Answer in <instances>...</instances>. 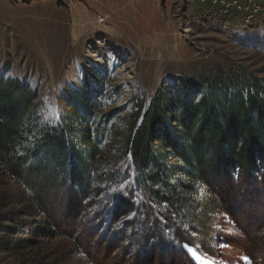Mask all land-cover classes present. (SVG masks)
I'll return each instance as SVG.
<instances>
[{
  "label": "trees",
  "instance_id": "trees-1",
  "mask_svg": "<svg viewBox=\"0 0 264 264\" xmlns=\"http://www.w3.org/2000/svg\"><path fill=\"white\" fill-rule=\"evenodd\" d=\"M68 105L48 121L37 89L0 76V167L47 239L77 235L83 246L86 216L139 213L123 234L136 261L195 264L185 245L210 253L225 239L217 225L226 215L241 227L243 201H251L241 184L264 192V78L253 72L202 69L161 85L147 108L138 103L117 150L108 147L119 111L100 114L82 97ZM125 158L136 171L131 188L146 194L141 207L109 194Z\"/></svg>",
  "mask_w": 264,
  "mask_h": 264
},
{
  "label": "rangeland",
  "instance_id": "rangeland-1",
  "mask_svg": "<svg viewBox=\"0 0 264 264\" xmlns=\"http://www.w3.org/2000/svg\"><path fill=\"white\" fill-rule=\"evenodd\" d=\"M215 12L207 0H0V76L37 89L48 121L57 122L78 97L96 103L100 114L119 111L108 147L117 150L138 103L147 108L163 84L213 68L264 78V22L245 26L234 10L233 19ZM118 169L119 183L109 190L114 202L120 196L146 204V194L131 188V159ZM241 185L251 196L243 201L244 227L226 215L217 230L232 243H215L210 253L185 245L195 264H264V192ZM27 206L21 186L0 167V264H140L123 239L139 213L105 221L86 216L82 228L91 239L81 246L77 235L47 239L36 232Z\"/></svg>",
  "mask_w": 264,
  "mask_h": 264
},
{
  "label": "built area",
  "instance_id": "built-area-1",
  "mask_svg": "<svg viewBox=\"0 0 264 264\" xmlns=\"http://www.w3.org/2000/svg\"><path fill=\"white\" fill-rule=\"evenodd\" d=\"M207 2L213 5L216 15L226 19L235 16L231 14L234 10L240 16L238 24L246 26L253 25V22H264V0H207Z\"/></svg>",
  "mask_w": 264,
  "mask_h": 264
},
{
  "label": "bare ground",
  "instance_id": "bare-ground-1",
  "mask_svg": "<svg viewBox=\"0 0 264 264\" xmlns=\"http://www.w3.org/2000/svg\"><path fill=\"white\" fill-rule=\"evenodd\" d=\"M44 9H45V11L48 13V14H56L55 12H54V10H52V8L50 7V5L49 4H45L44 5ZM220 22H224V24H229L227 21H225V20H223V21H220ZM81 26V25H80ZM80 29V28H79ZM194 256H195V259H197L198 258V256L196 255V254H194Z\"/></svg>",
  "mask_w": 264,
  "mask_h": 264
}]
</instances>
